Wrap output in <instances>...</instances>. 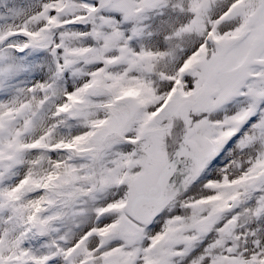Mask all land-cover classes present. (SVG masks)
Segmentation results:
<instances>
[{"label":"snow or ice","instance_id":"1","mask_svg":"<svg viewBox=\"0 0 264 264\" xmlns=\"http://www.w3.org/2000/svg\"><path fill=\"white\" fill-rule=\"evenodd\" d=\"M0 264H264V0H0Z\"/></svg>","mask_w":264,"mask_h":264}]
</instances>
